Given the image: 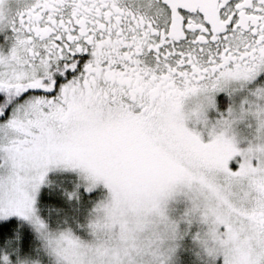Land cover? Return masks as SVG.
Instances as JSON below:
<instances>
[{"label": "snow or ice", "instance_id": "1", "mask_svg": "<svg viewBox=\"0 0 264 264\" xmlns=\"http://www.w3.org/2000/svg\"><path fill=\"white\" fill-rule=\"evenodd\" d=\"M0 264H264V0H0Z\"/></svg>", "mask_w": 264, "mask_h": 264}]
</instances>
